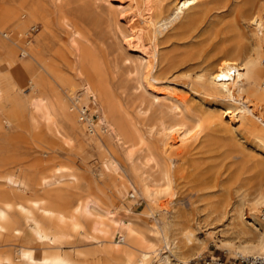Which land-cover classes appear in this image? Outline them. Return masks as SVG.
Instances as JSON below:
<instances>
[{"label":"bare ground","instance_id":"1","mask_svg":"<svg viewBox=\"0 0 264 264\" xmlns=\"http://www.w3.org/2000/svg\"><path fill=\"white\" fill-rule=\"evenodd\" d=\"M51 1L11 0L0 7V241L6 235L20 236L30 226L35 240L48 245L42 249L20 245L14 252H0V264H179L171 258V254L178 258L182 253L179 241L201 245L202 238L188 228L179 236L172 235L173 222L168 216L163 226L151 225L154 236L149 238L135 211L127 206L115 210L113 205L112 194L124 198L132 188V195L138 192L145 197L150 209L146 214L153 213L158 202L176 188L177 171L173 157L158 152L155 143L143 135L147 113L134 116L128 111L117 98L97 52L78 43L90 34L84 23L94 27L109 17L102 14L95 21L84 9L76 11ZM133 1L134 13L144 22L135 24L129 34L130 41L146 47L142 80L156 97L161 94L172 107L181 109L187 96L174 85L159 86L157 37L178 21L179 27L192 28L196 8L211 0H170L166 4L161 0L155 13L151 0ZM244 1L249 6L242 12L253 23V33L244 44L226 50L200 78L211 96L228 104L225 112L217 114L221 122L225 113L230 114L225 127L245 129L264 149V6L258 7V0ZM119 7L126 8L122 2ZM56 22L71 28L68 41L57 31ZM95 111L100 112L97 122L89 117ZM44 119L61 122L58 130L66 143L78 142L83 163L85 150L98 154L100 177L74 165H53L57 154L50 155L45 147H38L43 157L26 163L29 156H21L12 146L14 137L9 132L22 127L24 120L38 125ZM158 125L181 141L200 131V124H169L164 118ZM241 189L216 208L219 217H230L232 232L231 238L216 241L231 255L261 254L264 159L257 165L256 182ZM91 190L99 192V197ZM246 209L251 219L245 216ZM76 232L95 245L74 252L47 250L62 247ZM119 233L122 244L115 240ZM160 239L169 253L162 251ZM156 256H160L157 263Z\"/></svg>","mask_w":264,"mask_h":264},{"label":"rangeland","instance_id":"2","mask_svg":"<svg viewBox=\"0 0 264 264\" xmlns=\"http://www.w3.org/2000/svg\"><path fill=\"white\" fill-rule=\"evenodd\" d=\"M6 1L11 0H0V7ZM109 1L110 3L108 0L51 2L58 6L72 7L76 11L84 9L95 21L100 20L102 14L109 17L108 22L94 27L88 21L84 23L85 27H90V34L87 40L78 43L82 46H91L97 52L106 67L117 98L128 111L134 116L138 113H147L148 118L142 129L143 135L155 143L158 152L173 157L177 171L173 185V188H176L171 190L175 195L170 193L163 197L158 202L162 207L158 205L153 213L146 214L150 209L145 197L138 192L132 195L134 192L132 188L124 198L111 193L114 208L119 210L127 206L135 211L143 219L142 224L149 238L154 236L150 229L151 225L163 226L166 216L173 222L170 227L172 235L179 236L184 228L193 230L203 239V243L187 244L179 241L182 251L180 260L177 255L171 254L173 261L179 264H209L231 259L236 255H231L216 241L218 237L231 238L232 232L229 229L231 220L230 217H219L220 213L216 208L231 198L230 196L235 195L238 189L241 191L242 187L256 182L257 165L261 158L264 159V149L251 140L245 129L237 128L232 131L225 127L224 123L230 120V114L225 113L222 122L218 115L225 112L228 104L211 96L200 76L206 69L213 67L226 50L244 44L247 36L253 33V23L246 19L242 12L249 4H244V0H227L225 4L222 2L226 0H211L206 5L196 8L197 17L192 28L187 30L179 27L181 21H178L158 35L160 63L157 71L160 69L161 78L159 86L174 85L187 96V101L178 109L172 107L161 94L156 97V93L147 88L142 80L146 47L137 41H130L129 38L135 24H144L134 13V1ZM120 1L126 7L124 10L119 7ZM159 1L161 0L150 1L153 13L156 12ZM169 1L164 0L163 3ZM257 6L263 7L264 0H258ZM56 26L63 39L68 41L71 28L60 23ZM155 109H161L163 112H154ZM92 113L89 117L97 122L100 112ZM160 118H164L169 124L185 122L189 127L200 124V131L197 136L185 141L177 140L174 139L173 133L160 129L158 125ZM60 124L61 122L44 119L40 124L33 125L29 120H24L22 127H19L20 130L18 128L9 132L10 134L12 132L14 137L12 146L19 149L21 156L24 154L26 158L29 156L30 159L28 158L26 163L43 157L40 150L45 147L51 152L50 155L57 154L53 159V165L56 163L74 165L86 174L100 177L98 154L92 149L85 150L87 157L83 163L82 156L78 154V142L74 141L72 145L66 143L58 130ZM197 128L199 127L194 130ZM7 130L9 131V127ZM22 130H25V133ZM38 147L42 148L39 150ZM65 150L69 153L67 154ZM90 193L99 197L96 190H91ZM249 212V209H246L245 216L251 219ZM65 229L64 231H67ZM121 234L115 237V240L119 241L118 244H122ZM159 244L163 247L164 253L170 252L165 241L160 239ZM20 245L39 249L48 246L35 240L29 226L20 236L12 234L4 236L0 241V252L8 250L14 252L16 246ZM89 245L95 244L83 239L82 233L76 232L62 247L47 250L58 253L74 252ZM159 257H155V263Z\"/></svg>","mask_w":264,"mask_h":264},{"label":"built area","instance_id":"3","mask_svg":"<svg viewBox=\"0 0 264 264\" xmlns=\"http://www.w3.org/2000/svg\"><path fill=\"white\" fill-rule=\"evenodd\" d=\"M86 111L88 113V109ZM262 215L264 217V210L262 211ZM220 263L221 264H264V252L257 255H237L231 259L221 260Z\"/></svg>","mask_w":264,"mask_h":264}]
</instances>
